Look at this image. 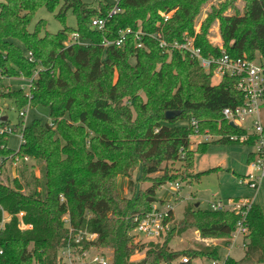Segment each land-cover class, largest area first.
Segmentation results:
<instances>
[{"label": "trees", "instance_id": "1", "mask_svg": "<svg viewBox=\"0 0 264 264\" xmlns=\"http://www.w3.org/2000/svg\"><path fill=\"white\" fill-rule=\"evenodd\" d=\"M213 1L118 0L120 12L107 20L103 31L93 28L91 20L106 18L113 0L0 3V76L30 81L27 94L7 89L0 91V99L11 100L18 111L26 105L47 108L49 119L23 126L17 150L8 148V135L0 134V264H60L58 252L69 237L64 215L74 230L97 235L93 246L112 251L108 264H184L177 261L181 257H187L190 264L197 258H219L216 247L169 248L176 230L195 229L201 238L222 239H229L234 231L239 221L235 211L201 210L196 204L187 206L181 222L162 243L145 246L143 258L136 263L130 262L133 251L128 248L130 232L158 202L160 187L167 183L192 185L217 173L219 169L213 168L193 174L194 155L205 153L210 143L237 145L238 141L225 135L245 134L222 117L223 109L242 104L237 79L224 77L212 85V70L205 71L177 50L169 56L150 37L160 34L167 43L194 38L204 57H219L222 51L232 58L264 57V0H242L241 11L237 0H223L210 8L195 34L196 18ZM40 8L57 11L55 18L62 24L71 10L76 28L64 26L56 34L44 32L41 36L46 23L40 20L30 32V22ZM216 21L223 49L208 41V28ZM126 29L131 33L121 47L103 46L104 40H114ZM73 32L79 35V43L67 42ZM1 83L0 79V87ZM72 109L88 111L105 125L111 138L100 140L83 125L71 122ZM192 118L199 123L198 133L189 126ZM179 121L186 125H176ZM205 132L213 140L192 151L193 136ZM55 137L76 153L81 175L52 174ZM242 145L251 146L252 141ZM25 158L32 163L28 165ZM251 158L248 155L247 160ZM137 169L140 178L151 183L142 191L132 178ZM119 177L126 179L130 197L120 196ZM246 223L243 258L227 257L224 264H264V216L258 204L249 208Z\"/></svg>", "mask_w": 264, "mask_h": 264}, {"label": "rangeland", "instance_id": "2", "mask_svg": "<svg viewBox=\"0 0 264 264\" xmlns=\"http://www.w3.org/2000/svg\"><path fill=\"white\" fill-rule=\"evenodd\" d=\"M222 1L223 0H214L213 2L204 6L200 15L196 18L193 26L195 34L199 33L202 21L205 19L206 13L210 10V8ZM2 2L3 0H0V3ZM236 4L241 11L243 7L242 0H237ZM56 12L57 11L51 13L46 10V8H40L33 16L28 30L30 32L34 31L37 22H39L40 20H43L46 23L44 30L41 32V36L44 35V32L56 34L64 26L72 29L76 28L75 16L71 12V10H68L66 12L64 24H62L55 18ZM227 13L231 12L228 11ZM68 40L69 37L67 39V42ZM208 41L213 46H217L219 49H223L222 40L219 33V25L217 21L208 28ZM16 44L19 45L18 42H16ZM0 79L2 81L0 91H7V89L10 91L21 89L26 94L29 91L30 81L28 79H25L23 77L7 78L4 76H0ZM218 83L219 80L217 78H213L211 80L212 85H217ZM22 109L26 111V114L20 119V111H18V109L14 106V103L11 100L0 99V117H6L8 123L5 125V127L7 129L13 130V132H10L7 139V146L12 150H17L20 145V131L23 126H29L34 120H40L42 123L49 122L47 108L40 106L35 108H28V105H26ZM260 118L262 124L264 125V107H262V109L260 110ZM69 120L71 122H74L75 124L83 125L89 131L90 135L97 136L100 140L111 138V133L107 130L105 125L94 118L92 115H90V113L84 109H72L69 113ZM20 122H22V125ZM176 125L185 126L186 123L179 121ZM52 133L55 134L54 128L52 129ZM200 135L193 136L192 142H194V144L190 146V149H192V151H195L199 145L205 143L203 137H201ZM244 135L246 136L247 134L245 133ZM234 137H236V140L240 143V145L238 143L237 145L224 146L214 145L213 143H210L205 153H197L194 155V164L192 167L193 174L204 172L213 168L219 169L217 173H212L204 176L199 183L184 185V189L179 190L175 194L178 198H175V195L173 194L174 188L170 186L169 183L163 185L157 190L156 199L158 202L154 203L153 205L161 208L166 204H170L173 207L169 228L172 229L175 225L177 226L181 222L187 206L192 204H198L201 210H210L211 204H214L217 201H221L223 204L228 203L229 205L237 206L244 205L245 203H247V201L253 200L255 204H258L261 207L264 216V178L262 180L261 187L257 192L251 191L244 185V180L246 179L245 175L247 172L245 159L253 148L251 146L242 145V139L244 137L243 135H235ZM26 159V161H28L27 164L30 165L32 161L28 158ZM51 165V172L53 175H60L66 172H72L73 174L81 175L82 172L78 168L80 162L76 153L69 147L64 146L63 143L56 137L52 142ZM34 173L36 174V176L39 175L37 169L34 170ZM12 174L13 176H15V172L13 170ZM141 174V170L137 169L132 173V178L133 181L137 183V190L140 189L142 191L149 187L151 183L149 181L141 179ZM118 190L120 196L130 197V193L126 187V179L124 177H119L118 179ZM59 198L60 202L64 201L62 195ZM66 220H68V216L64 215L62 221L65 223ZM65 225L67 224L65 223ZM21 228H23V226H21ZM199 236L200 235L195 229H188L182 233H177L176 230L175 233H173V237L168 244L169 248L173 251H183L196 249L202 246L216 247L219 248V258L213 260L224 262V259L228 254L227 248H229V239H200ZM165 237L166 235H163L160 239L156 240L158 242H141L140 247L143 246L144 249L141 251H139V249L138 251H135L130 257V262L136 263L137 261L142 259L146 249L145 246H147L149 243H162ZM241 241L242 239L238 240L237 245L235 244V246L231 248L228 255L235 261L241 260L244 254V249L241 246ZM89 256H104L106 257V259H104L110 262L112 259V251L110 249L95 247V249H92ZM181 259L182 257L177 261L180 262ZM198 259L199 260L194 261L193 264L211 263V260L207 258ZM249 264L254 263L251 262Z\"/></svg>", "mask_w": 264, "mask_h": 264}, {"label": "built area", "instance_id": "3", "mask_svg": "<svg viewBox=\"0 0 264 264\" xmlns=\"http://www.w3.org/2000/svg\"><path fill=\"white\" fill-rule=\"evenodd\" d=\"M119 12L118 0H113V6L107 17L92 19V27L98 31H103L107 20ZM162 16H164L165 19L169 17V15L164 14H162ZM130 33V29L120 31L114 40H104L102 44L104 47H121ZM68 37L69 43H79L80 39L77 33L73 32ZM150 37L157 41L159 48L169 56L172 51L177 50L182 54H186L190 59L198 62L200 67L205 71L212 70L213 75L211 80L217 78L220 82L224 77H234L237 79L236 89L242 94V104L233 108L223 109L222 117L224 121L245 131L247 135H243V143L252 141L251 147L253 150L250 154L252 158L246 160L247 172L244 185L251 191H259L264 178V125L260 118V110L264 107V57L257 54L253 60H248L245 57L232 58L224 51L221 52L219 57H204L200 50L195 47L194 38H186L182 42L174 41L172 43H167L162 39L160 34L150 35ZM137 46L140 47V45ZM27 58L30 62L33 61L31 53H27ZM25 114L26 111L21 109L19 116L24 117ZM189 126L195 133H198L199 123L195 118L189 121ZM10 132H13V130L7 129L5 124H0V134L9 135ZM200 136L203 137L205 142L213 139V136L209 132H205ZM225 137L230 141H237L234 136L225 135ZM21 140L22 138L20 135V141ZM25 160L27 159L25 158ZM0 161H2V159ZM169 185L174 188V195L180 190V185L177 183H169ZM176 196L177 195H175V198H178ZM252 204H255L253 200L247 201L244 205L237 206H232L228 203L223 204L221 201L211 204L210 210L213 212L231 209L239 215V221L229 237L227 257H229L228 255L231 248L234 247L235 244L237 245L239 239H242V247H245L247 243L246 237L248 235V227L246 217ZM172 210L173 207L170 204H166L161 208L153 205L151 212L142 217L138 221L136 228L130 233L129 250L134 253L140 249L141 242H158L156 240L166 235L171 229L169 228V223L171 222ZM20 216L21 215H19V217ZM7 217L9 216L4 213L5 220L8 219ZM65 223L67 224L69 237L66 244L58 252V261L60 264H108L109 261H106V257L104 256H89L92 249H95L92 243L97 237L96 234L90 233L87 230L76 231L71 228L68 220H66ZM23 228L26 229L29 227L23 226ZM199 238L201 239L200 236ZM1 253L0 250V254ZM181 263H189L188 258L182 257ZM210 264H224V262L211 260Z\"/></svg>", "mask_w": 264, "mask_h": 264}, {"label": "crops", "instance_id": "4", "mask_svg": "<svg viewBox=\"0 0 264 264\" xmlns=\"http://www.w3.org/2000/svg\"><path fill=\"white\" fill-rule=\"evenodd\" d=\"M252 150H253V149H252ZM251 152H252V151H251ZM251 152H250L248 155H250ZM248 155H247L245 161L247 160ZM194 173H195V171H194ZM180 187H181V186H180ZM183 189H184V186H182V187L180 188V190H183ZM7 218H8V217H7ZM246 241H247V240H246ZM246 245H247V243H246ZM246 245H245V247H242V248L244 249V252H245V250H246ZM243 256H244V254H243ZM242 258H243V257H242ZM197 260H199V259L197 258V259L192 260V261L190 262V264H193V262H194V261H197Z\"/></svg>", "mask_w": 264, "mask_h": 264}, {"label": "water", "instance_id": "5", "mask_svg": "<svg viewBox=\"0 0 264 264\" xmlns=\"http://www.w3.org/2000/svg\"><path fill=\"white\" fill-rule=\"evenodd\" d=\"M171 113H168L167 114V117L170 115ZM6 120H7V118L6 117H0V124L2 125V124H5V122H6ZM198 206V204H196V207Z\"/></svg>", "mask_w": 264, "mask_h": 264}]
</instances>
